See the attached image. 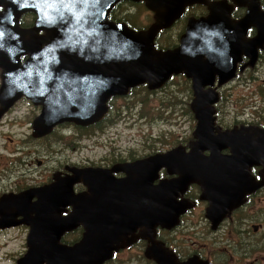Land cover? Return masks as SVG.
Returning <instances> with one entry per match:
<instances>
[{
  "label": "water",
  "instance_id": "obj_1",
  "mask_svg": "<svg viewBox=\"0 0 264 264\" xmlns=\"http://www.w3.org/2000/svg\"><path fill=\"white\" fill-rule=\"evenodd\" d=\"M119 1L0 0V116L25 96L41 106L32 123L33 135L41 136L60 122H97L107 111L111 96L126 94L130 87L143 83L156 89L171 75L184 72L192 82L194 141L188 152L179 145L122 165L123 178L113 177L110 170L83 168L64 179L60 195L73 205V211L60 225V220L51 218V205L46 206L54 203L39 206L43 213L38 212L37 226L31 228L37 245H31L17 264H100L110 257L121 236L137 227L151 235L156 225L174 226L186 209V201L176 197L188 183L203 187L223 184L220 180L228 172L241 174L251 163H264L263 129L241 126L220 132L214 126L213 105L218 97L211 88L216 77L222 84L234 76L242 54L249 57L250 64L255 62L257 49L264 45V12L258 1L232 0L248 7L244 17L233 22L231 6L224 0H144L155 21L140 30L108 18ZM194 3L206 5L208 14L188 19L178 46L156 49L157 32L171 26L185 6ZM27 12L36 18L32 26L23 27L20 17ZM250 25L257 33L245 39ZM23 55L27 58L21 63ZM206 85L210 87L204 89ZM222 148L229 149V154H220ZM204 150L209 154L203 155ZM163 167L176 176L153 185ZM236 177L225 181L226 185ZM237 179L240 183V175ZM76 180L83 181L87 191L72 195L66 181L72 184ZM59 183L54 186L60 188ZM52 190L37 193L49 195ZM222 192L225 196L227 189ZM67 219L85 227L82 240L70 248L58 245L55 234ZM63 229L65 226L60 232ZM154 247L148 253L158 264H188Z\"/></svg>",
  "mask_w": 264,
  "mask_h": 264
},
{
  "label": "flooded vegetation",
  "instance_id": "obj_2",
  "mask_svg": "<svg viewBox=\"0 0 264 264\" xmlns=\"http://www.w3.org/2000/svg\"><path fill=\"white\" fill-rule=\"evenodd\" d=\"M224 1L231 6L230 19L233 22L244 17L248 9L247 5H236L232 0ZM257 1L260 11L264 12V0ZM138 2H143L144 4V1ZM123 5L127 6L128 3L125 4L124 2ZM196 5L201 4L186 5L183 14L172 23V27L170 26L158 31L154 38L157 49L175 48L180 42L182 33L186 30L188 19L191 16L199 17L208 14V10L206 14L195 10ZM190 12H196L197 14L193 15ZM188 13L189 15H187ZM152 15L154 14L152 13ZM175 27H178V30L175 31L176 34L172 36V39H169L166 36V32L167 30L175 29ZM256 33V27L250 25L246 29L244 38L252 39ZM161 38L165 41L164 43L159 41ZM249 62V57L242 54L241 59L236 65L234 76L222 84L218 83V78L216 77L213 86H211L218 97L213 105L214 126L218 127L220 132L241 126H252L264 130V121L257 119L258 112L264 107V84L257 83L253 86L251 81L253 76L249 75L251 70H264V45L262 48L257 49L255 62L253 64ZM178 77H183L184 85L187 82L189 93L186 97L192 100V82L190 78L186 77L184 72L171 75L162 87L170 85L171 81L174 84L170 86H176V79ZM142 86L147 88L145 84ZM209 87L206 85L204 89ZM133 89L130 88L125 95L112 96L107 100V112L104 115V119L112 110V100L129 95ZM20 102L16 105H20ZM30 103L32 106H36L31 101ZM26 104L28 105V103ZM14 108L15 106L11 110ZM37 108L40 110L41 107L38 106ZM37 108L35 107V110L30 115L31 110L27 112L29 118L26 116V121L21 127L27 126V123L31 121L32 129L33 119L38 113ZM17 109L19 110V106ZM190 112L192 113V118H194L191 109L189 114ZM58 125L69 124L63 123ZM75 126L82 130H87L89 136H91L92 134L100 133V126L103 125H101V122H98L86 127ZM55 127L50 130L49 134ZM27 130H29V125L27 126ZM214 132L217 133V131ZM28 135L26 133L18 137L16 146L14 147L15 150L11 152L14 159L10 160L11 164L5 166V171L0 165V254L5 253L7 247V243H1V239L6 234L13 229H17L18 234H23L21 240L22 252H19L17 256H13L10 264H17L18 260L30 249L31 245H37L35 242L36 234H31L32 224L35 225V219L39 217L37 207H45V202L47 201L54 203L55 206L50 204L49 212L52 214L51 218L60 220V225L63 218L69 216L73 211V205L66 203L67 198L62 199L63 197L60 195L63 191L60 186L64 179L76 175V172L83 168L106 169L112 172L111 175L113 177L123 178L126 176V173L119 169L122 165L157 153L142 155V153H132L130 151L131 148H117L110 151V147L107 152L96 158H83L84 160L81 159L83 160L82 162H74V160L69 166H66V164L65 166H58L59 169L55 170V168V171L47 179L45 178L47 181L39 184L40 181L35 176H32V182H29V176L30 172L36 167V162L42 163L44 161L40 159L34 163L35 159L42 155L43 148L29 147ZM31 136L34 137L32 131ZM41 137L43 136L36 138ZM185 141L186 143L183 147L188 152L190 150L189 145L194 141L193 131L191 132V136L187 137V139L185 138ZM56 142L57 137H53L50 144L53 145ZM229 152L227 148L220 149V154L222 155H227ZM202 154L208 155L209 150H204ZM68 158L69 160L72 159L71 156H68ZM50 164L56 165L54 163ZM113 168L115 169L114 171ZM239 175L241 178L240 183H238L240 179H237ZM174 176L176 175L168 174L163 167L158 171V176L153 180V185L161 179H170ZM232 176H237L236 180L226 185L225 181H229ZM57 181L58 183L60 182V188H57L56 185L54 186ZM23 182L29 183L24 184ZM210 182L212 181L210 180ZM220 182L223 184H219V182L210 183V187L206 185L203 187L198 182L188 183L184 191L176 197L178 201H186V209L179 215L178 221L174 226L168 228L156 225L154 226V232L151 231V235H147V231L143 227H137L126 236H121L120 242L117 244L116 249L112 251L110 257L100 264H158L148 253V249L151 252L152 250L154 251L155 247L153 248V246L172 253L178 262H186L188 264H264V163L249 164L245 173L228 172L226 179L220 180ZM66 184L67 187H70L72 195L87 191V186L83 181L76 180L72 184L66 181ZM224 188L227 189L225 196L222 192ZM45 189L53 190L49 195L37 193L39 190L45 192ZM28 191L33 192H31L32 194L17 197ZM46 206L49 205L47 204ZM62 224V227L60 226V229L57 228L58 230L56 229L55 233L58 245L70 248L82 240L85 227L81 223L75 224L74 221L68 220L63 221ZM64 226L65 229L60 232ZM32 235H34L33 238ZM6 241L11 243L13 239ZM17 251L16 249L15 252Z\"/></svg>",
  "mask_w": 264,
  "mask_h": 264
},
{
  "label": "rangeland",
  "instance_id": "obj_3",
  "mask_svg": "<svg viewBox=\"0 0 264 264\" xmlns=\"http://www.w3.org/2000/svg\"><path fill=\"white\" fill-rule=\"evenodd\" d=\"M124 6L121 4L118 6L119 8L116 7L114 13L122 16L126 9ZM141 7H143L142 9L145 8L142 5L138 6V12L134 15L135 20L148 26L153 21L154 16L146 8L144 10L140 9ZM132 10L136 11L135 8ZM132 10L123 16H130L133 13ZM146 10L150 13H146ZM195 10L198 9L196 8ZM206 13L207 9L205 7V11L202 14ZM24 20L27 21L26 16ZM20 25L30 27L33 23L28 26H24L22 23ZM176 30H178V27L173 30H167L166 36L172 39V36L176 34ZM159 41L161 43L165 42L162 38ZM1 71L0 67V75ZM249 75L253 76L251 79L253 86L257 83L264 84L263 69L251 70ZM176 81V86H170L174 84L171 81L170 85L153 90H148L145 86H137L129 95L113 99L112 110L101 122L103 126H100V133H95L91 136H89L87 130H82L74 124L67 123L69 125H58L50 134L41 138L32 137L31 121L27 123L29 130H27L28 125L23 127L21 125L26 121L27 112L31 110L30 115L35 110V107L37 108L38 106H32L27 100L20 98L0 116V165L5 171V166L11 164L10 160L14 159L11 152L15 150L16 141L20 135H25L26 133L29 134V147L43 148L42 155L38 156L34 163L40 159L44 161L42 163L36 162V167L30 172L29 176V182H32L31 177L35 176L40 181L39 184L47 181V177L59 169L58 166H65V164L69 166L74 160V162H82L83 158H96L107 152L110 147V151L117 148H131L130 151L132 153L137 152L145 155L163 152L178 145L184 146L186 143L185 138L187 139V137L191 136L196 121L192 118V113L190 112L189 114L191 98L186 97L189 93L188 84L186 82V85H184L183 77H178ZM186 91L188 92L186 93ZM19 101H21L20 105H16ZM14 106L15 108L11 110ZM18 106L19 110L17 109ZM37 111L36 116L40 114L38 108ZM257 117V119L264 121V107L260 109ZM53 137H57V142L51 145L50 141ZM89 148L91 149L89 150ZM68 156H71L72 159L69 160ZM50 163L56 165H51ZM31 184L35 185L34 183ZM16 230H11L1 239V243H7V247L5 253L0 254V264H10L13 256H17L19 252H22L21 240L23 234H18ZM9 239H13V241L11 243L6 241ZM16 249L18 250L17 252H15Z\"/></svg>",
  "mask_w": 264,
  "mask_h": 264
},
{
  "label": "trees",
  "instance_id": "obj_4",
  "mask_svg": "<svg viewBox=\"0 0 264 264\" xmlns=\"http://www.w3.org/2000/svg\"><path fill=\"white\" fill-rule=\"evenodd\" d=\"M125 2V4H127L128 3V5L127 6H124L126 9H125V11L123 12V14H122V16H120V15H116L115 13H114V11H111V13H110V18L111 19H113L114 21H124L125 23H127V25L129 26V27H131V28H134V29H139V28H143V27H145V25L144 26H142V25H140L139 24V22H137L136 20H135V16L134 15H136L137 14V12H138V10H137V8H138V6L139 5H142V6H144V4H143V2H141V3H139L138 1L137 2H127L126 3V1H124ZM124 2H122L121 4H123ZM120 4V5H121ZM119 5V6H120ZM118 7V6H117ZM123 7V8H124ZM145 7V6H144ZM198 10V12L199 13H203L204 11H205V8L203 7V6H195ZM119 8V7H118ZM133 8H135L136 9V11L135 10H132ZM143 7H141L140 9H142ZM145 9V8H144ZM144 9H142V10H144ZM130 10H132L133 11V13L130 15V16H123L125 13H128ZM191 14H193V15H196L197 13L196 12H190ZM187 15H189V13L187 14ZM25 16H26V19H27V21H25L24 20V18H25ZM35 17V15L33 14V13H30V12H28V13H26V14H24L22 17H21V23H22V25H24V26H28V25H32V23H33V18Z\"/></svg>",
  "mask_w": 264,
  "mask_h": 264
},
{
  "label": "bare ground",
  "instance_id": "obj_5",
  "mask_svg": "<svg viewBox=\"0 0 264 264\" xmlns=\"http://www.w3.org/2000/svg\"><path fill=\"white\" fill-rule=\"evenodd\" d=\"M44 208H45V207H44ZM37 211H38L39 213H43L42 210H41L39 207H37ZM37 223H38V221H37ZM37 223H36V224H37ZM36 226H37V225H36ZM33 236H34V235H32V238H33Z\"/></svg>",
  "mask_w": 264,
  "mask_h": 264
}]
</instances>
